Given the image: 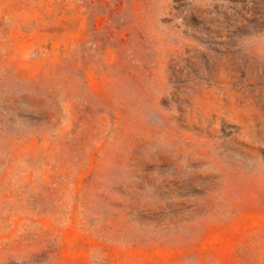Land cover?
Instances as JSON below:
<instances>
[{
    "label": "rangeland",
    "instance_id": "1",
    "mask_svg": "<svg viewBox=\"0 0 264 264\" xmlns=\"http://www.w3.org/2000/svg\"><path fill=\"white\" fill-rule=\"evenodd\" d=\"M0 264H264V0H0Z\"/></svg>",
    "mask_w": 264,
    "mask_h": 264
}]
</instances>
